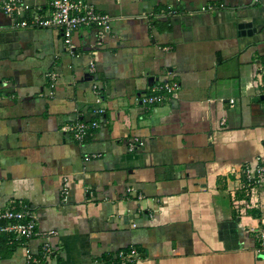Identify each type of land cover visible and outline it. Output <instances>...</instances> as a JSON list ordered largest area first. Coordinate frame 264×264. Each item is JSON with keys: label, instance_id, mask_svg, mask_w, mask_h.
<instances>
[{"label": "crops", "instance_id": "1", "mask_svg": "<svg viewBox=\"0 0 264 264\" xmlns=\"http://www.w3.org/2000/svg\"><path fill=\"white\" fill-rule=\"evenodd\" d=\"M84 1L111 29L97 45L79 28L72 53L59 31L0 14V211L27 207L55 233L43 264H117L128 248L135 264H264V184L240 188L242 166L264 164V0ZM170 79L167 104L139 103ZM76 120L98 124L82 143L63 131ZM11 239L0 264L40 255Z\"/></svg>", "mask_w": 264, "mask_h": 264}, {"label": "built area", "instance_id": "2", "mask_svg": "<svg viewBox=\"0 0 264 264\" xmlns=\"http://www.w3.org/2000/svg\"><path fill=\"white\" fill-rule=\"evenodd\" d=\"M222 7V5H219ZM215 7L207 6L202 10H213ZM0 14L7 16H17L18 22L15 24L22 29H54L60 32L63 43L67 51L72 53L74 48L72 43L73 34L83 27L95 28L98 31L99 42L106 37L111 29L112 18L99 12L95 6L84 0H52L50 2V13L42 14L35 10L30 16H27V7L21 0H0ZM258 74L264 77V67L257 68ZM256 70V71H257ZM90 73L94 72L93 66L89 69ZM51 83L50 88L54 87L55 77L49 76ZM96 94V103L100 102L96 86H93ZM180 89V84L175 79L161 81L149 87L148 92L139 98V103L145 107H155L167 104L175 93ZM264 89V82H263ZM264 94V92H263ZM99 114L103 113L102 108H98ZM264 117V102H263ZM225 124L224 120L219 123ZM98 127L96 122L86 123L76 120L63 127V131L79 143H82L89 133ZM138 139H133L129 143V151L135 152L139 147ZM264 184V164L252 167L248 164L242 166L240 175V188L251 190ZM66 188V187H65ZM126 192H130L126 188ZM142 196H138L141 198ZM36 216L27 207L20 210L7 209L0 211V235H6L14 240L28 241L38 239L40 241V255L34 257L28 248H24L26 264H43L49 255L50 238L54 232L37 231ZM258 244L256 248L257 256L264 258V217L260 220L257 228ZM117 264H135L139 258V253L134 248L119 250L116 254Z\"/></svg>", "mask_w": 264, "mask_h": 264}, {"label": "water", "instance_id": "3", "mask_svg": "<svg viewBox=\"0 0 264 264\" xmlns=\"http://www.w3.org/2000/svg\"><path fill=\"white\" fill-rule=\"evenodd\" d=\"M263 97V99H264V96H262Z\"/></svg>", "mask_w": 264, "mask_h": 264}]
</instances>
